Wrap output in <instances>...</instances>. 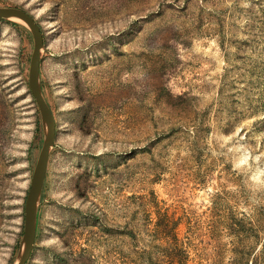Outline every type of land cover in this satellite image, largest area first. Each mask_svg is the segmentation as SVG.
<instances>
[{
	"label": "rangeland",
	"instance_id": "1",
	"mask_svg": "<svg viewBox=\"0 0 264 264\" xmlns=\"http://www.w3.org/2000/svg\"><path fill=\"white\" fill-rule=\"evenodd\" d=\"M0 7L42 28L56 120L27 264H264V0ZM33 49L0 21V264L44 143Z\"/></svg>",
	"mask_w": 264,
	"mask_h": 264
},
{
	"label": "water",
	"instance_id": "2",
	"mask_svg": "<svg viewBox=\"0 0 264 264\" xmlns=\"http://www.w3.org/2000/svg\"><path fill=\"white\" fill-rule=\"evenodd\" d=\"M0 20L25 26L32 34L34 49L29 68V87L35 99L44 130V143L38 157L30 189L25 202L24 234L18 256L14 264H27L34 252L38 233V213L46 181L52 148L56 139V120L46 102L41 83L42 55L44 51V34L34 16L26 10L16 7H0Z\"/></svg>",
	"mask_w": 264,
	"mask_h": 264
},
{
	"label": "trees",
	"instance_id": "3",
	"mask_svg": "<svg viewBox=\"0 0 264 264\" xmlns=\"http://www.w3.org/2000/svg\"><path fill=\"white\" fill-rule=\"evenodd\" d=\"M0 21H2V20H0ZM38 216H39V213H38ZM169 224H170V226L174 225L172 222H170ZM181 263H182V262H181Z\"/></svg>",
	"mask_w": 264,
	"mask_h": 264
}]
</instances>
